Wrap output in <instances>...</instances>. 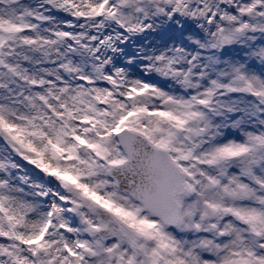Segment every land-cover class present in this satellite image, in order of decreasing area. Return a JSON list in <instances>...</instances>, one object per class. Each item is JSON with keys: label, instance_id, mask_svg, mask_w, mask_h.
<instances>
[{"label": "snow or ice", "instance_id": "6c2138e0", "mask_svg": "<svg viewBox=\"0 0 264 264\" xmlns=\"http://www.w3.org/2000/svg\"><path fill=\"white\" fill-rule=\"evenodd\" d=\"M0 264H264V0H0Z\"/></svg>", "mask_w": 264, "mask_h": 264}]
</instances>
